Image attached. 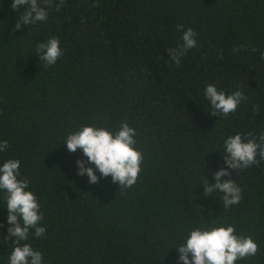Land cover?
Returning a JSON list of instances; mask_svg holds the SVG:
<instances>
[{
    "label": "trees",
    "instance_id": "16d2710c",
    "mask_svg": "<svg viewBox=\"0 0 264 264\" xmlns=\"http://www.w3.org/2000/svg\"><path fill=\"white\" fill-rule=\"evenodd\" d=\"M11 3L0 0V141H8L0 165L20 160L46 229L22 243L43 264H183L176 246L192 228L231 224L258 244L235 264H264V160L257 155L258 165L222 178L241 188L238 204L225 209L222 193H202L203 180L215 183L227 167V137L264 132V0H65L19 30L27 6ZM178 24L196 31L197 46L176 65L168 48L183 42ZM53 36L63 55L45 68L36 46ZM208 84L247 100L213 116ZM122 122L136 130L143 154L136 183L119 189L98 170V183H89L76 163L87 158L67 150L66 136L83 125L114 132ZM4 196L0 264L15 239Z\"/></svg>",
    "mask_w": 264,
    "mask_h": 264
},
{
    "label": "clouds",
    "instance_id": "9594fccd",
    "mask_svg": "<svg viewBox=\"0 0 264 264\" xmlns=\"http://www.w3.org/2000/svg\"><path fill=\"white\" fill-rule=\"evenodd\" d=\"M64 2L65 0H59V3L54 4V0H12L11 7L16 11L21 6H27L17 19L14 30L46 21L49 10L54 6L59 11ZM90 6H98V0H94ZM177 30L182 31L183 42L176 48H168V53L173 63L179 65L181 58L197 46V33L191 27L184 30L182 24L177 25ZM239 51L240 47L233 48L234 53ZM252 51L256 49L253 48ZM36 53L39 60L44 62L45 68L54 65L63 55L59 38L53 36L38 43ZM261 55L264 56V52ZM204 95L210 102L209 111L213 116H227L236 111L242 100H247L242 91L226 95L213 84L205 87ZM253 111L258 113L260 106L254 105ZM135 137L136 130L127 122H122L119 130L114 132L105 127L83 125L68 134L64 142L69 152L74 153L80 149L87 158L86 161L77 160L78 175L86 174L89 183L95 184L99 181L96 175L98 170L101 177L111 176L112 181L119 184V189H128L136 183L143 161L142 151L135 147ZM7 147L8 141H0V151H6ZM224 152L227 167H222L213 174L215 183H210L206 178L203 180L202 193L207 197L219 191L223 194L222 206L227 209L242 200V190L233 179L222 178L231 175L228 169L237 171L253 164L258 165L260 160H264V132L258 137L252 133H248L247 138L242 133L229 136L224 140ZM20 163L19 159H8L0 165V191L5 193L3 199L6 201L7 222L10 225L7 233L8 237L15 238L8 264H43L42 253L34 250L29 243H22L28 240L30 231L36 237H42L46 229L40 223L44 217L38 199L33 191L28 190L29 179L21 178ZM87 164L95 167H88ZM176 247L178 261L183 264H235L236 261L255 256L258 252V244L254 239L250 235H237L235 226L231 224L194 227L184 242Z\"/></svg>",
    "mask_w": 264,
    "mask_h": 264
}]
</instances>
